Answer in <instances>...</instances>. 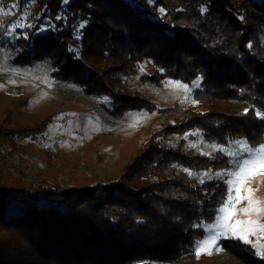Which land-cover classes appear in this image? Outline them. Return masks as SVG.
Here are the masks:
<instances>
[{
    "label": "trees",
    "instance_id": "trees-1",
    "mask_svg": "<svg viewBox=\"0 0 264 264\" xmlns=\"http://www.w3.org/2000/svg\"><path fill=\"white\" fill-rule=\"evenodd\" d=\"M38 3L9 42L17 64L49 62L57 82L106 99L113 116L164 120L113 179L28 183L0 170V264H218L193 253L227 195L212 174L230 164L221 146L264 143V0ZM138 74L155 90L169 80L192 85V100L161 105L128 83ZM53 120L48 113L28 127L10 108L0 112V138H36ZM222 249L264 264L241 239Z\"/></svg>",
    "mask_w": 264,
    "mask_h": 264
},
{
    "label": "rangeland",
    "instance_id": "rangeland-1",
    "mask_svg": "<svg viewBox=\"0 0 264 264\" xmlns=\"http://www.w3.org/2000/svg\"><path fill=\"white\" fill-rule=\"evenodd\" d=\"M0 9H3L0 12V112L13 109L15 120L28 127L44 115L54 114L50 126L36 138L16 135L0 138V170L22 182L36 183L45 179L66 186L116 178L130 155L164 119L139 111L113 116L103 104L106 99L86 94L77 86L57 82L49 62L17 64L9 42L19 36V27L30 25L32 13L39 12V3L38 0H0ZM143 65V68L147 67ZM128 83L151 92L161 105L192 100L193 86L178 80H169L158 90L141 83L139 74L128 77ZM200 142L204 144L199 139L192 141V145ZM262 145L264 143L250 146L236 140L221 146L229 156L230 164L212 174L226 182L227 195L215 220L203 224L205 234L198 241L194 256L198 255L203 241L226 231L222 227V218L232 211L230 196L234 198L235 214L227 223L234 225L238 220H251L259 226L241 224L235 236L230 231L225 236H218L216 244L199 255L214 256L218 264H242L223 251L222 242L245 236L249 242L241 240L253 245L260 256H264L261 255L264 253V171L246 178L243 184L237 182L235 175L245 161L256 158L254 150ZM213 148L201 149L211 152ZM237 187L240 188L239 197H243L238 203L235 202ZM226 205L229 211L222 212ZM249 208L251 211H243Z\"/></svg>",
    "mask_w": 264,
    "mask_h": 264
},
{
    "label": "snow or ice",
    "instance_id": "snow-or-ice-1",
    "mask_svg": "<svg viewBox=\"0 0 264 264\" xmlns=\"http://www.w3.org/2000/svg\"><path fill=\"white\" fill-rule=\"evenodd\" d=\"M13 8L15 7V5L12 6ZM3 9H0V12H2ZM249 151H253L252 149H249ZM256 153V158L253 160H248L244 162V165L241 167L240 171L235 173L236 177H237V182H239L240 184H243V182L245 181L246 178L253 176V175H257L259 174L261 171H264V145L260 146L259 148L254 150ZM251 191V190H249ZM236 192H237V197L235 198V202L238 203L240 199H243V197H239V192H240V188L237 187L236 188ZM233 197H229V204H231V208L232 211L229 212V215L223 217V225L222 227L226 230L225 232H218L216 235L210 237V239L203 241V243L200 246L199 252H205L208 251L209 248H211L213 245L216 244V240L218 236H225L226 232L230 231L233 236L236 235V229L241 225V224H247L249 226H253L255 225V222L248 220V221H236V223L234 225H229L227 223V221L230 219L231 215L235 214V204L232 203L233 201ZM222 212H228V205L225 206V208L221 209ZM244 212H249L251 211V208L249 209H244ZM255 226H259V225H255ZM239 238L244 239L245 242H249L247 241L245 236H240ZM199 252L197 253L199 255ZM261 255H264V253H261Z\"/></svg>",
    "mask_w": 264,
    "mask_h": 264
}]
</instances>
